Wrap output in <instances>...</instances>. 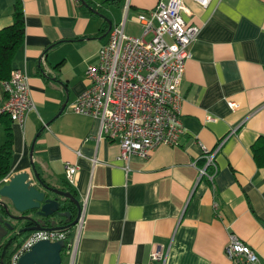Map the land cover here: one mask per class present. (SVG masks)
Returning a JSON list of instances; mask_svg holds the SVG:
<instances>
[{
	"label": "crops",
	"instance_id": "crops-1",
	"mask_svg": "<svg viewBox=\"0 0 264 264\" xmlns=\"http://www.w3.org/2000/svg\"><path fill=\"white\" fill-rule=\"evenodd\" d=\"M16 1L0 0V29L13 24ZM88 1L113 25L127 14V32L140 35L137 13L168 0ZM183 1L185 19L200 28L183 82L186 133L177 147L126 161L119 142L100 136L99 118L72 109L108 40L106 18L78 0H22L26 38L14 67L26 70L36 108L25 127L12 123L11 172L0 187L34 164L51 186L76 193L83 222L70 264H231L232 234L264 264V166L252 152L264 135V0ZM5 100L0 81V108ZM5 139L0 121V146ZM204 148L215 151L213 181L199 179ZM69 163L78 166L74 184ZM160 247L165 260H152Z\"/></svg>",
	"mask_w": 264,
	"mask_h": 264
},
{
	"label": "built area",
	"instance_id": "built-area-1",
	"mask_svg": "<svg viewBox=\"0 0 264 264\" xmlns=\"http://www.w3.org/2000/svg\"><path fill=\"white\" fill-rule=\"evenodd\" d=\"M203 5L209 0H199ZM188 8L183 0L159 1L155 8L137 13L143 32L126 30L127 14L112 26L106 43L95 62L87 68L88 87L72 104L73 111L99 118L100 136L121 145V157L134 154L150 158L161 145L179 146L186 133L182 121L185 99L183 82L191 46L199 34L198 25L188 22ZM6 100L0 113H8L25 127L28 115L36 108L26 70L15 67L3 81ZM231 107L237 104L229 102ZM204 148L207 164L200 168L201 179L213 181L217 172L215 151ZM208 165L214 168L207 170ZM78 166L67 164L66 177L74 184ZM83 217L79 225H82ZM64 230H35L20 242L9 264H20V257L42 239H66ZM231 264H262L258 253L248 243L232 234L226 247ZM164 249L156 248L152 260H165Z\"/></svg>",
	"mask_w": 264,
	"mask_h": 264
},
{
	"label": "water",
	"instance_id": "water-1",
	"mask_svg": "<svg viewBox=\"0 0 264 264\" xmlns=\"http://www.w3.org/2000/svg\"><path fill=\"white\" fill-rule=\"evenodd\" d=\"M81 4L95 9V6L88 0H78ZM103 1V0H102ZM108 1V0H104ZM97 13H101L95 10ZM109 23L107 34L112 28V21L109 17L102 14ZM66 104L62 107V112ZM40 132L38 133V135ZM31 146V158L33 157L35 141ZM56 194V196H54ZM0 264H5L4 257L7 247L13 240L9 238L12 232L23 234L35 230H63L67 227H75L80 224L83 217V205L77 196L70 190L51 186L42 177L33 164V173L23 171L14 174L5 184L0 187ZM62 198L68 199L78 208V213L73 219V213L69 210L64 211ZM35 211L40 217L33 219L35 225L32 227L21 228L16 231L15 221L30 219L26 213ZM19 213V214H17ZM15 234V235H16ZM9 238L6 243L4 240ZM66 239L52 241L42 239L36 242L33 247L25 252L19 259L20 264H64V251L67 249ZM71 250H68V253Z\"/></svg>",
	"mask_w": 264,
	"mask_h": 264
},
{
	"label": "trees",
	"instance_id": "trees-1",
	"mask_svg": "<svg viewBox=\"0 0 264 264\" xmlns=\"http://www.w3.org/2000/svg\"><path fill=\"white\" fill-rule=\"evenodd\" d=\"M102 1V0H101ZM103 3L113 4L119 7L122 3V0H108L102 1ZM85 8L90 9L91 11L98 10L101 15L104 13L100 9H91L87 6ZM109 23L107 22L106 27L103 31L108 32ZM26 38V14L23 7L22 0H17L14 6V22L12 25L0 29V81L9 79L11 72L14 67V62L17 54L20 49L23 47ZM0 121L3 123L6 132L5 142L0 146V182L6 178L11 172V159L14 154V133L12 128L13 119L8 113H0ZM214 151L210 150V152ZM252 152L254 159L258 167L264 166V135H260L257 140L252 145ZM207 154L203 156L207 160ZM216 160V159H215ZM216 162V161H215ZM206 166V165H205ZM204 166V167H205ZM203 168V167H202ZM212 165H208L207 170L211 172L213 170ZM206 177V176H203ZM202 177V178H203ZM207 178V177H206ZM211 181V180H210ZM75 195L76 193L72 189ZM74 227H67L63 229L67 232L66 241L68 243L67 249L64 251V256L73 246L75 239V232L73 231ZM21 243H18L14 246L7 255L6 264H9L11 257L16 252Z\"/></svg>",
	"mask_w": 264,
	"mask_h": 264
},
{
	"label": "flooded vegetation",
	"instance_id": "flooded-vegetation-1",
	"mask_svg": "<svg viewBox=\"0 0 264 264\" xmlns=\"http://www.w3.org/2000/svg\"><path fill=\"white\" fill-rule=\"evenodd\" d=\"M54 196H56V194H54ZM61 201H62V205L64 206L65 209H63L64 211L69 210L73 213V219L76 217L77 213H78V208L76 205H74L72 202H70L68 199L66 198H62L61 197ZM19 214V213H17ZM26 215H29L31 218L30 219H22L20 221H15V225H16V231L21 229V228H27V227H32L35 225L33 219H38L40 216L36 214L35 211H30L28 213H26ZM29 232H25L23 234H16V232H12L9 236L13 238V240L11 241V243L8 245L7 247V252L6 255L4 257V261L6 264V258L8 253L10 252V250L16 246L18 243H20L24 237L28 234ZM16 234V235H15ZM9 238H6L4 240V243H6L8 241ZM3 250V246L0 248V254Z\"/></svg>",
	"mask_w": 264,
	"mask_h": 264
},
{
	"label": "rangeland",
	"instance_id": "rangeland-1",
	"mask_svg": "<svg viewBox=\"0 0 264 264\" xmlns=\"http://www.w3.org/2000/svg\"><path fill=\"white\" fill-rule=\"evenodd\" d=\"M79 227L76 226V229H78ZM75 238H76V234H75ZM74 245H75V241H74V244H73V247L71 248V250L73 249L74 250ZM72 250V251H73ZM72 256V254L70 253H66L65 256H64V264H70V257Z\"/></svg>",
	"mask_w": 264,
	"mask_h": 264
},
{
	"label": "bare ground",
	"instance_id": "bare-ground-1",
	"mask_svg": "<svg viewBox=\"0 0 264 264\" xmlns=\"http://www.w3.org/2000/svg\"><path fill=\"white\" fill-rule=\"evenodd\" d=\"M209 2H210V0H209ZM209 2H208V3H209ZM208 3H207V4H205V5H208Z\"/></svg>",
	"mask_w": 264,
	"mask_h": 264
}]
</instances>
